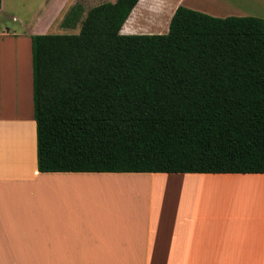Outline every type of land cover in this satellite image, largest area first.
Listing matches in <instances>:
<instances>
[{"label":"trees","instance_id":"trees-1","mask_svg":"<svg viewBox=\"0 0 264 264\" xmlns=\"http://www.w3.org/2000/svg\"><path fill=\"white\" fill-rule=\"evenodd\" d=\"M139 1L32 37L39 171L264 174V19L180 6L167 34H121Z\"/></svg>","mask_w":264,"mask_h":264},{"label":"crops","instance_id":"crops-1","mask_svg":"<svg viewBox=\"0 0 264 264\" xmlns=\"http://www.w3.org/2000/svg\"><path fill=\"white\" fill-rule=\"evenodd\" d=\"M77 3L35 0L31 16L17 11L23 0H2L0 264H264V174L39 171L35 32L2 16L50 26ZM180 6L264 19V0H140L121 34H167Z\"/></svg>","mask_w":264,"mask_h":264},{"label":"rangeland","instance_id":"rangeland-1","mask_svg":"<svg viewBox=\"0 0 264 264\" xmlns=\"http://www.w3.org/2000/svg\"><path fill=\"white\" fill-rule=\"evenodd\" d=\"M23 1H24V4H23L22 8L17 9V11H19L20 15H24V13L31 11L30 15L32 16V13L36 11L35 6H32L34 4L35 0H23ZM104 2H116V0H78V3H81L84 6L85 11H88L91 8H93L99 4H102ZM68 7H69V5H68ZM8 16H9V14H4L2 16L3 17L2 21H5L7 23L8 28L19 31L20 33L26 34V35L28 32H35V33H33V36H35L37 34L38 35H41V34H74V33H78L80 31V25H78V27L76 29H68V28L62 27V22L64 19L60 18V17H59L58 21L56 22V24H52V25L48 26L46 24L36 25L35 23H32V22L24 23L22 17H20L18 20L14 21L13 19L8 18ZM24 19L28 20L27 17ZM42 32H44V33H42ZM162 34H164V33H162ZM21 44H22L23 49H26V51H27V49L29 50V40L28 41L22 40Z\"/></svg>","mask_w":264,"mask_h":264}]
</instances>
